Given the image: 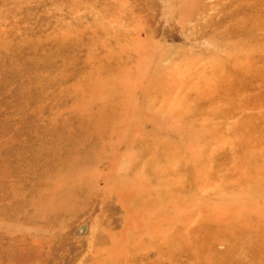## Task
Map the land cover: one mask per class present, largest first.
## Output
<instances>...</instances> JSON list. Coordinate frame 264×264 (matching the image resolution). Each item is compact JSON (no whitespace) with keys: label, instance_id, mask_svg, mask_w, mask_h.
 <instances>
[{"label":"rangeland","instance_id":"obj_1","mask_svg":"<svg viewBox=\"0 0 264 264\" xmlns=\"http://www.w3.org/2000/svg\"><path fill=\"white\" fill-rule=\"evenodd\" d=\"M0 264H264V0H0Z\"/></svg>","mask_w":264,"mask_h":264}]
</instances>
